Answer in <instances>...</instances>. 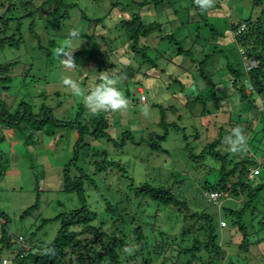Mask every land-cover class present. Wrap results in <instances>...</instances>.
Instances as JSON below:
<instances>
[{"label":"trees","instance_id":"obj_1","mask_svg":"<svg viewBox=\"0 0 264 264\" xmlns=\"http://www.w3.org/2000/svg\"><path fill=\"white\" fill-rule=\"evenodd\" d=\"M226 1L215 0L213 7L202 11L195 0H132L131 5L136 4L133 7L112 0L113 7L121 5L118 20L116 19V23L113 22L121 31L120 45L114 47L113 42L108 43L103 35L96 34L97 44L101 46L97 48L99 54L108 58V53L111 52L110 57H112L110 64L105 65L103 70L117 68L118 64L128 70V64L135 58L140 59L138 56L143 58L141 59L143 64H148L150 67L164 65L162 58L165 63L169 61L167 59V53H171L169 48L176 45L174 55L190 57L195 68V72L190 73L184 81L171 77L172 81L179 83L183 91H186L183 102L189 111H194L196 103H205L210 95L212 103L219 102L221 97L215 92L218 84L227 82L225 87L231 88L232 95L233 92L236 93L235 103L239 113L212 114L211 117L216 119L214 122L221 124L214 139L202 147L198 154L189 151L190 148L186 146L192 159L202 160L205 156H211L220 162L218 179L213 183L205 182V188L208 193L215 191L219 194L216 200L209 199V201L218 205L219 210L223 207L226 216L222 215L221 218L224 221L221 218L217 221L206 209L190 208L172 187L148 181L136 185L131 175L127 177L130 181L126 186L114 194L109 193V197H104L96 181L97 173H94V177L86 168L78 167L77 163L82 159L83 162L89 160L88 163H93L96 171L99 172L108 167L117 168L123 175L127 172L123 164L110 159L107 148L93 147L91 142L95 140H105L116 148L125 147L128 142H132L146 144L156 152L168 151L163 147V142L168 138L167 127L171 126L183 132L185 127L180 126L176 121L167 120L164 108L160 110L158 122L159 126L165 128L164 133L148 132L146 137L141 136L136 140L128 129H123L119 137H114L110 132L112 123L109 118L103 113L91 115L83 102L75 115L59 119L55 116L54 109L45 103L35 112L29 101L22 100L12 112L6 101L0 97V129L6 125L20 139L23 138L31 149L35 148L38 134L48 133L53 136L54 143L59 142L60 155L65 160L66 156L70 155L63 168V190L76 193L82 203L79 208L42 221L44 225L52 221L60 222L56 237L46 245L30 241L26 244L24 236L22 240H19L20 236H18L16 241H13L9 229L10 221L0 210V216L5 219V222L0 224V264H2L3 252L17 241L23 243V246L15 252L14 264H264V247H260L259 253L250 259L253 253L251 247L264 244V175L261 169L264 165L262 145L264 144V104L261 102V97H264V0H250L253 6L259 8L254 16L251 14L235 20L228 16L227 26L240 55L238 59L220 44L209 46L212 39L226 36L227 31L210 22V19H218L213 12L225 6ZM77 6L78 4L71 0H0V48L18 47L24 42V18L28 15L33 17L41 13V21H45V24L37 25L38 19H33L28 24L29 35L32 38H39L40 33L36 31V26L42 28L50 23L60 29V26L67 24L72 15L71 11ZM18 7L28 11L27 14L19 16L11 14ZM77 11H80L79 18L86 25L93 23L98 26L106 20L104 16L92 18L80 9L75 10L74 14ZM106 16L109 17L110 14ZM202 26H207V38L202 36ZM58 34L68 36L64 31L55 33ZM94 35L87 33L86 37L91 39L95 37ZM151 36L159 41L158 44L151 42ZM188 41L192 43L188 44ZM164 42L168 43V48ZM39 47L47 55L50 54L47 47L41 44ZM196 50H199L198 54ZM74 53L77 55L82 52ZM245 55L257 60L258 66L246 71L243 60ZM216 57L225 58L224 65L222 63L217 71L222 78L226 79L228 75V80L215 82L213 79L214 69H210L208 65L209 62H214ZM15 64V60L0 63V88L10 87L11 69ZM164 69L161 68V71L163 72ZM222 69L227 70V75ZM121 73L123 75L124 70H121ZM197 81L204 83L202 84L204 87L200 88L205 89L204 93L199 90ZM139 82L140 80L136 79L134 83L140 85ZM193 87H197L199 92L194 91ZM125 90L126 96H129L130 90ZM254 94L260 97V107L252 98ZM55 95L59 96L58 92ZM60 105L61 102L58 106ZM194 114L211 115L207 107ZM244 114L248 117L258 116L259 128H253L251 120L247 119L248 117L244 118ZM181 117L182 115L178 116L179 119ZM223 117L224 120H221ZM236 126H240L248 138L246 150L239 154H233L227 144L231 130ZM194 132V137L199 138V130L194 128ZM207 132H210L208 127ZM207 135L209 137L211 133ZM65 136L67 149L62 144ZM154 136L157 138L155 139ZM183 137L187 139V135ZM4 140L5 135L0 134V180L5 175L10 161V157L1 149ZM250 140L253 141V146H249ZM72 168L76 169L75 173ZM251 175H254V179ZM107 177L104 176L100 182L105 184ZM92 188L105 200V215L101 216L89 207L87 191ZM105 190L109 191L108 186ZM224 195L240 200L237 208L221 206L217 201ZM134 199L137 202L134 211H131ZM36 205L24 210L23 215H27ZM149 208L152 210L149 211ZM164 209H172L173 213L176 212L177 215L169 216L172 219L169 224L174 226L180 219L179 233L172 235L161 224L157 226V216ZM99 217L101 220L95 221ZM125 246L132 251L126 252ZM44 248H54L55 253L43 255L41 253ZM243 252L246 254L240 257Z\"/></svg>","mask_w":264,"mask_h":264},{"label":"rangeland","instance_id":"obj_2","mask_svg":"<svg viewBox=\"0 0 264 264\" xmlns=\"http://www.w3.org/2000/svg\"><path fill=\"white\" fill-rule=\"evenodd\" d=\"M71 1H75L78 4L75 10H84L86 14L92 18L104 16L106 20H104L103 24H99L98 26L93 23L86 25V23L79 18L80 11L74 14L75 10H72V15L66 25L60 26V29H58L57 26L49 23L42 27L43 30L36 26V31L40 33V36L39 38H32L27 31L30 21L38 19L37 25L45 24V21H41V13L33 17L28 15L24 18V42H21L18 47L0 48V63L12 62V60L16 62L15 66L11 69L12 82L10 83V87L6 89L0 88L1 99L6 101V104L12 112L20 101L26 100L33 105L35 112L38 111L40 105L45 103L54 109V114L59 119L67 118L71 115L73 116L76 114V110L79 109L83 97L72 95L70 89L63 85V78L69 76L80 83L82 89L87 90L96 86L99 81V72L111 70V68L103 70L104 66L109 65L111 62V52L108 53V58H104L99 54L100 51L97 50V48L101 46H98L96 36L103 35L108 43L113 42L112 45L114 47L119 46L121 31L117 26H114L113 22H117V17H119L121 13L120 7L122 4H130L131 7L136 6V4L132 3L131 5L130 1L132 0H118L121 5L113 7L111 4L112 0L100 2L91 0ZM258 10L259 8L253 6L250 0H227L225 6L219 7L216 12H213L216 13L218 19H210V22L215 26H218L225 32L227 31L226 36L215 40L210 37L212 41L209 43V46L211 47L215 45V43L220 44L221 47H225L227 51L230 50L231 54L237 57V59L240 58L235 48L233 36L227 26L229 17L235 20L240 17H248L251 14L254 16ZM27 12L28 11L21 7H18V9L11 14L19 16L25 13L27 14ZM108 13L110 14V18L106 16ZM170 13L168 14L172 15ZM44 16L45 15L42 17L44 18ZM165 19L164 17L163 20ZM73 27L78 28L80 34L77 39L71 41V46L72 48L78 47L75 52L81 51L82 53L77 55L74 53L77 65L73 69H67L62 65L61 58L54 55L55 47L64 44L67 37L59 34L55 35V33H62L63 31L68 33ZM201 30L202 36L207 38V26H202ZM87 33L95 34V37L91 39L87 38ZM150 40L155 44L159 42L154 36H151ZM100 42L103 43L102 41ZM189 43L191 44L192 41H188V44ZM199 43H201V41ZM39 44L47 47L50 50V54L47 55L44 50L39 47ZM165 44H167L166 47L168 48V43L166 42ZM199 46L202 48L200 44ZM176 47V45L170 46L169 51H171V53H167V59L169 61L165 63V60L162 58L164 65L150 67V65L142 63L141 59L143 58L141 56H138L140 59L135 58L132 60V63L128 64V70H126L123 65L118 64L116 70L119 73H121V70H124L123 75L122 73L120 74L123 78L120 87L125 92V95V89L130 90V94L127 96L130 105L122 113L108 112L103 114H105L112 123L110 132L114 137H119V133H121L123 129L131 131L136 140L140 139L141 136L146 137L148 132L163 134L165 128L158 124L161 108H164L166 119L176 121L180 126L185 127V132L181 130L177 131L171 126L167 127L168 138L163 142V147L168 150L166 152H156L150 149L146 144L140 145L132 142H128L127 145L122 148H116L108 144L105 140H95L91 142V145L95 148H107L109 150L110 159L120 162L125 166L127 172L124 173V175L117 168L112 167H108L101 172L96 171L93 163H88L89 160L83 162L81 159L77 164L78 167L86 168L94 177V173H97L96 181L104 197H109V193L114 194V192L116 193L117 190L126 186L130 181L127 177L131 175L136 185L148 181L172 187L174 192L180 196L181 199L185 200L190 208L206 209L215 216L217 221H219L222 215L226 216L224 214L225 210L223 211V207L219 210L218 205L209 201L210 192L208 193L206 191L205 182H216L220 175V162L211 156H205L202 160L192 159L189 157L186 146L190 148L189 151L198 154L202 147L214 139L218 130H220L221 124L214 122L216 119L212 118V114L228 112V114L231 113V115H236L239 113L238 106L235 103L236 93L233 92L232 95L231 88L225 87L227 86V82L226 84H218L215 92L221 97L219 102L215 101L212 103L210 101V95L205 103H196L194 111H189L183 102L186 91H183L179 83L172 81V78H178L184 81V79L190 76V73L195 72V68L193 67L194 65L190 57L174 55ZM196 47H198V45ZM210 47H208L209 50ZM198 51L199 50H196L197 54ZM225 61L224 57H216L214 62H209V68L214 69L213 79L215 82H220L223 81L222 79H225L222 78L220 72L217 71L222 63L224 65ZM98 67L99 69H97ZM161 68H165L163 72ZM222 70H224L227 75V70ZM135 78L140 80V85L134 83L136 80ZM227 78L229 79L228 75ZM227 78L225 80H228ZM197 84L199 90L204 93L205 89H200L204 87L202 85L204 83H199L197 81ZM193 89L199 92L197 87H193ZM140 90L147 96L144 102L141 101ZM57 92L59 96L55 95ZM252 98L256 100V103L260 107V97L254 94ZM60 102L61 105L58 106ZM226 102H229V104ZM203 107H207L211 115L200 116L199 114H194V112L202 111ZM179 115H182L180 119L178 118ZM245 117L248 116L244 114V118ZM222 119L224 120V117L221 118V120ZM247 119L251 120L250 123L253 128H259L258 116H249ZM5 126L6 125H4L3 129H0V134L4 135V132L9 129ZM207 127L210 132H207ZM194 128L199 130V138L194 137ZM5 133L7 134V132ZM208 133H211L209 137L207 135ZM184 135H187V139L183 137ZM8 137L11 141L17 140L18 142L14 143L12 146L13 154L11 152L9 154L11 159L8 161L7 167L11 168L13 165L12 163H16L19 169L22 170V178L21 180H17L16 177L9 175L3 176L0 180V210L5 213L10 221L9 229L13 241H16L15 239L21 235L24 236V243L26 244L30 241L35 244L41 243L42 245H46L56 237L60 228V222L52 221L44 225L42 221L44 219L53 218L60 213L70 212L73 209L79 208L82 203L76 193L63 190L62 176H60L59 173L57 174L56 169V166L59 164L63 166V161L59 163L53 156L44 161L37 155V143L35 144V148L31 149L23 138L20 139L17 135L14 138L11 134ZM42 137L47 144L48 152L53 155H59V142L54 143L53 136L48 133H43ZM154 138L156 139L157 137L154 136ZM65 139L66 136L62 144L63 147L67 149L68 143H66ZM248 142L249 146L254 145L252 140ZM262 145L264 146V144ZM42 147H46V145L43 144ZM1 148L8 152L6 144H3ZM58 155L56 156L58 157ZM69 157L70 155L66 156V160ZM66 160L64 159V164ZM50 165L56 170L49 169L48 166ZM261 169L264 175V165ZM72 170L74 173L76 172L75 168H72ZM48 172L52 174L47 175L49 174ZM104 176H108L105 184L104 182H100V179ZM251 178L254 179V175H251ZM105 186H108L109 191L105 190ZM87 192L89 207L97 211L99 215H105L104 210L106 204L102 196H99L94 188ZM210 197L212 198L211 195ZM262 197L263 193L261 194V199ZM238 201L240 200H235L233 196L224 195V197L217 202H219L221 206L237 208ZM261 201L262 200H260V202ZM136 202L137 201L134 199L130 208L131 211H134ZM34 204H37L35 208L27 215H23L24 210ZM151 210L152 209L149 208V211ZM152 212H154V210ZM173 212L174 210L172 209H164L156 219L157 226L161 224L167 231H170L172 235L179 233L181 227L180 219L177 220L178 223L174 226L169 224V222L172 221L169 216L177 215L176 212ZM99 220H101L100 217L95 221ZM222 220L224 221V219ZM22 244L23 243L18 241L14 242L11 248L3 252V258L8 260L7 264H14L13 258L15 252L18 251L20 246H23ZM260 247L263 248L264 244L251 247L253 253L250 259H252V257L254 258V256L259 253ZM245 254L246 253L243 252L239 256L243 257Z\"/></svg>","mask_w":264,"mask_h":264},{"label":"clouds","instance_id":"obj_3","mask_svg":"<svg viewBox=\"0 0 264 264\" xmlns=\"http://www.w3.org/2000/svg\"><path fill=\"white\" fill-rule=\"evenodd\" d=\"M214 2L215 0H195V3L201 8L202 11H206L207 9L213 7ZM79 34L80 33L78 28H71L68 32L66 42L64 44L56 46L54 49V55L58 58H61L62 65L67 69H73L77 65L75 62L74 52L78 47L72 48L71 41L77 39L79 37ZM122 79L123 78L120 73L116 70V68H114L111 70L100 72V82L97 83L96 86L91 87L87 90L82 89L80 83L69 76H65L62 80V83L65 87L70 89L72 95L83 97L82 102L84 104V107L91 115H98L100 113L108 112L122 113L129 107L130 101L125 95V92L120 87ZM140 93L142 95L144 92L140 90ZM227 142L229 144V150L233 154H239L246 150L247 137L245 136L244 131L240 126H236L231 130V135L228 137ZM212 192L209 193L210 199H212L210 197V194ZM4 222L5 219L0 216V224ZM124 250L129 253L132 251V249L127 246H125ZM54 253V248H44L42 249L41 254L49 255ZM4 260H6L7 262L4 263ZM7 263L8 260L6 258H3L2 264Z\"/></svg>","mask_w":264,"mask_h":264},{"label":"crops","instance_id":"obj_4","mask_svg":"<svg viewBox=\"0 0 264 264\" xmlns=\"http://www.w3.org/2000/svg\"><path fill=\"white\" fill-rule=\"evenodd\" d=\"M5 132H7V134L5 133ZM4 132V135H5V140H4V142L1 144V146L3 145V144H6V147L8 148V152L5 150V149H3V148H1L6 154H7V156H9V154H10V152L13 154V150H12V146H13V144L14 143H17L18 141L17 140H13V141H11L10 139H9V137L8 136H10V134L11 135H13L14 136V138L16 137V135H15V133H13V131L12 130H7V131H5ZM42 134L43 133H40V134H38V142H37V144H36V148H37V155H38V157L39 158H42V160H44V161H46L49 157H51V156H53L54 157V159L56 160V161H58L59 163H61V161H63V166L61 165L60 166V164L58 165V166H56V169H57V174L59 173L60 174V176H62L63 175V168H64V158L59 154H56V155H58V157L56 156V155H53V154H51V153H49L48 152V148H47V144L45 143V140H44V138L42 137ZM11 141V142H10ZM46 145V147H42V145ZM38 145H39V147H38ZM47 148V149H46ZM39 150V151H38ZM50 155V156H49ZM10 157V156H9ZM10 159H11V157H10ZM13 165L11 166V168H8L7 169V171L5 172V175L4 176H13V177H16L17 178V180H21V178H22V170L21 169H19V167H18V165L16 164V163H12ZM48 168L49 169H55L52 165H50V166H48ZM55 169V170H56ZM49 174H47V175H50V174H52L51 172H48ZM62 184H63V179H62ZM63 187V186H62Z\"/></svg>","mask_w":264,"mask_h":264},{"label":"built area","instance_id":"obj_5","mask_svg":"<svg viewBox=\"0 0 264 264\" xmlns=\"http://www.w3.org/2000/svg\"><path fill=\"white\" fill-rule=\"evenodd\" d=\"M243 60H244V68L246 71H250L253 68H256L259 64L257 60H255L253 58L246 57V55L244 56ZM141 99L143 101L146 99L144 94L141 95ZM261 102L264 104V97H261ZM210 195L212 196V199L216 200L219 194L217 192H212ZM19 240H22V236L19 237ZM6 262L7 261L4 260V263H6Z\"/></svg>","mask_w":264,"mask_h":264}]
</instances>
